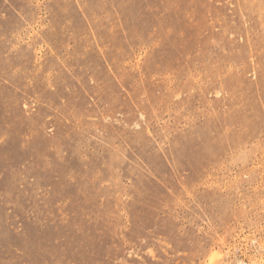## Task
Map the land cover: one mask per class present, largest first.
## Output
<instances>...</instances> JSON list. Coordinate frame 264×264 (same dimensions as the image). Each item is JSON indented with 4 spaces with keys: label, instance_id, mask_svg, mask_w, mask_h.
<instances>
[{
    "label": "rangeland",
    "instance_id": "obj_1",
    "mask_svg": "<svg viewBox=\"0 0 264 264\" xmlns=\"http://www.w3.org/2000/svg\"><path fill=\"white\" fill-rule=\"evenodd\" d=\"M0 264H264V0H0Z\"/></svg>",
    "mask_w": 264,
    "mask_h": 264
}]
</instances>
